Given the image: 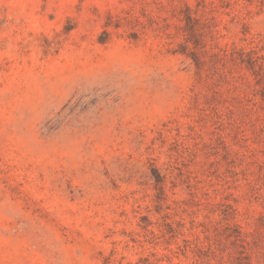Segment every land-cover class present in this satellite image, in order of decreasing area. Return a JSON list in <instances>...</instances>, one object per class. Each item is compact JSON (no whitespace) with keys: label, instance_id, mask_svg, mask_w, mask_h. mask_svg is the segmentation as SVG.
Returning a JSON list of instances; mask_svg holds the SVG:
<instances>
[{"label":"rangeland","instance_id":"rangeland-1","mask_svg":"<svg viewBox=\"0 0 264 264\" xmlns=\"http://www.w3.org/2000/svg\"><path fill=\"white\" fill-rule=\"evenodd\" d=\"M0 264H264V0H0Z\"/></svg>","mask_w":264,"mask_h":264}]
</instances>
